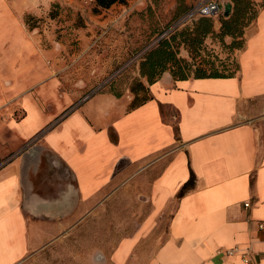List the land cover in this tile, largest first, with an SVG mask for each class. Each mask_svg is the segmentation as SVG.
I'll return each instance as SVG.
<instances>
[{
    "label": "crops",
    "instance_id": "crops-1",
    "mask_svg": "<svg viewBox=\"0 0 264 264\" xmlns=\"http://www.w3.org/2000/svg\"><path fill=\"white\" fill-rule=\"evenodd\" d=\"M17 28L15 45L0 27V264H34L100 209L132 228L115 263L148 243V264H240L232 248L264 264V7L236 75L142 78L150 99L134 109L127 90L62 93L57 62Z\"/></svg>",
    "mask_w": 264,
    "mask_h": 264
},
{
    "label": "rangeland",
    "instance_id": "rangeland-1",
    "mask_svg": "<svg viewBox=\"0 0 264 264\" xmlns=\"http://www.w3.org/2000/svg\"><path fill=\"white\" fill-rule=\"evenodd\" d=\"M196 1L126 0L125 4L96 12L92 0H0V10L6 13L0 21L4 32L1 40L18 45L20 36L17 27H26L31 40H36L38 48L45 52L46 63L57 62V66L50 69L52 76L59 78L61 84L58 88L62 93L66 91L70 94L78 88L82 91L81 98H85L99 92L120 95L127 90L134 98L132 86L136 82L146 86L141 81L142 78L146 80L140 74L141 61L155 48L160 36L170 30ZM230 1L223 0L225 10ZM249 2L253 21L245 28L243 37L237 39L242 47L247 32L254 26V17L264 7V0ZM221 19V16L209 19L213 34L203 38L200 46H196L234 69L239 50L230 48L232 38L215 37ZM199 22L181 26L168 35L193 30ZM174 48L178 57L190 60L188 43L176 40ZM202 56L203 53L200 58ZM61 60L63 66H60ZM195 62H199L198 57ZM47 104L52 105L50 100ZM72 107L60 114L53 125ZM20 116L22 112L16 117ZM119 223H125L123 210L90 211L78 225L52 242L34 264H119L113 260V254L120 246L119 241L132 229ZM133 247L121 264H148L154 245L143 243Z\"/></svg>",
    "mask_w": 264,
    "mask_h": 264
},
{
    "label": "trees",
    "instance_id": "trees-1",
    "mask_svg": "<svg viewBox=\"0 0 264 264\" xmlns=\"http://www.w3.org/2000/svg\"><path fill=\"white\" fill-rule=\"evenodd\" d=\"M92 2L94 4V11L97 12L99 10L109 9L117 4H125L126 0H92ZM225 8V15L220 21V29L215 37L221 39L222 37L228 36L232 38L230 48L241 50L243 45L237 42V39L243 37L245 28L253 21L250 2L249 0H232L226 4ZM209 19L201 18L192 21L184 26L200 21L199 24L197 23L198 25H195L196 27L193 30L176 31L177 33L168 35L158 41L155 48L150 50L140 63V74L146 78L148 84L156 81L164 72H169L173 78L179 80H184L189 77L227 78L237 74L238 64L234 69H230L227 65H223L221 60L215 55L205 53L196 46H200L203 38L209 34H213L211 31L212 24ZM255 19L256 16L254 17V21ZM25 24L27 25V21ZM176 40L180 43H188L190 60L178 57L177 50L174 48ZM202 53L204 56L200 58V54ZM197 57L198 63L195 62ZM216 63L219 64L216 65ZM131 91L134 94V98L130 104V109H134L150 99L147 87L141 82H136L132 86ZM193 186L194 176L191 175L188 182L180 189L179 195H183L193 188Z\"/></svg>",
    "mask_w": 264,
    "mask_h": 264
},
{
    "label": "built area",
    "instance_id": "built-area-1",
    "mask_svg": "<svg viewBox=\"0 0 264 264\" xmlns=\"http://www.w3.org/2000/svg\"><path fill=\"white\" fill-rule=\"evenodd\" d=\"M225 15V9L223 6V0H197L170 28V30L164 32L158 40L168 36V34L192 21H196L201 18H215L223 17ZM4 163L0 164V168ZM246 207L248 205H245ZM257 229L260 232H264V222L257 223ZM249 252L246 250H239L238 248L228 249L224 252V255L228 258L239 256L240 264H253Z\"/></svg>",
    "mask_w": 264,
    "mask_h": 264
}]
</instances>
